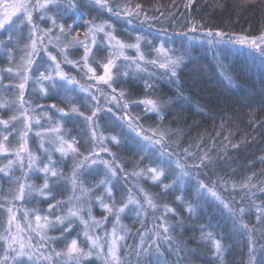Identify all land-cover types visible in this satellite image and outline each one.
<instances>
[{
	"label": "trees",
	"instance_id": "1",
	"mask_svg": "<svg viewBox=\"0 0 264 264\" xmlns=\"http://www.w3.org/2000/svg\"><path fill=\"white\" fill-rule=\"evenodd\" d=\"M63 2L67 4L68 0ZM77 2L81 5L78 25L67 40L62 37L55 47L48 45V50L61 61L63 72L67 76L76 78L78 85L83 84L87 87L89 83L92 84V92L97 96L100 108L97 113L99 128L96 132L98 136L102 133L107 138L105 146L109 148V152L100 153L99 158L109 161L115 158L113 167L117 170L118 179L111 177L110 174L106 177L103 165H91V160L84 163V157L88 156L93 148L92 130L89 128L87 131L88 123L82 118L66 117L58 111V109H64L66 113H71L74 105L64 102L66 96H71L75 106L80 107L86 115H91L96 109L97 101H91V97L87 93L80 92L78 86L77 91L66 92L64 88H59L51 90L49 96H43L40 92L42 85L34 83L40 73L48 67V64L42 63L25 89V107L29 108L32 121L28 148L39 157L38 169H42L44 164L49 163L48 155L50 154L52 157L50 166L54 165L57 173H62L63 176L55 179L49 172L52 192L42 196L38 189L44 185L45 174L43 171L34 169L25 178L24 172H28L27 154H25L24 172L16 164L11 176L0 173V203L5 205L4 208H0V232L8 227L6 208L11 206L14 210H18L19 222L25 229L28 222L24 219V212L27 210L30 213L29 219L33 228L35 225L32 221L36 215L48 216L56 226L50 228L47 235L60 237L64 229L68 227V221H65L61 227L55 217L67 216L66 205L68 204L70 208L76 204V207L82 205L81 215L91 223L88 215L90 203L91 217L101 222L100 227L94 228L92 234L103 237L105 231L108 234L112 232L116 217L114 212H107L96 197L103 196L104 203L109 204L115 211L127 203L131 191V195L138 200V203L128 204L125 211L120 214V224L125 226V230L119 233L126 236V239L120 242L121 255L125 264H137L138 260L140 264H149V261L155 264L154 252L150 258L143 254L137 257L138 248H149L151 245L147 235L141 244V237L137 233L144 232L154 237L161 223L170 226V235L173 238V253L168 252L167 244L162 247L165 258L170 264H176L177 245L180 248L178 253L180 264H248V235L239 227V220L234 223L232 214L206 189H199L196 179L203 180L208 187H212L215 183L214 190L224 198L226 203L234 206L237 214L240 207L245 208L243 216L245 223H249L250 227L259 226L257 207H264V191L261 190L264 189V160H262L264 158V57L247 46L226 41L217 43L218 38L208 37L206 33L208 29H212L213 32L222 31L230 35L259 37L261 33H264V0H191V3L189 0H109L113 9L119 8L120 16L111 14L106 9L100 10L93 0ZM137 4L141 5L140 14L133 16L132 23L129 24L127 18L123 16V11L126 8L135 10ZM105 20L112 25V28L108 30L114 29L113 34L118 40L135 43L137 35L144 37L142 51L152 56L146 57V60L155 59L157 54L154 49L161 46L173 59L180 57L181 64L177 69V77L170 78V74L164 76L162 75L164 70L151 64L144 65L145 70L141 72H137L133 66L125 67L129 75L125 77L120 72L117 73L119 80L113 84L115 93L108 86L104 89V85L100 87V91H96L93 82L88 81L90 74L83 67V46L65 48V44L74 39L85 40L86 22L94 21L98 24ZM61 22L64 23L65 31H67L68 24L72 23V20L58 18L57 26L53 29V36L59 34ZM36 24L41 29L52 28L51 20L41 21L38 15ZM193 24L196 25V32L189 31ZM189 37L193 38L189 39ZM0 39L7 40V33L0 31ZM210 39L213 41L211 44ZM86 42L92 47L91 36ZM24 43H30L26 36ZM44 44H48L47 39L44 40ZM106 44L108 45L107 39L103 37V33L98 34V44L93 47L94 51L91 54V62L95 65L96 60L112 57ZM14 47L17 49L18 45ZM129 50L132 52L131 49ZM65 52L69 60L80 63L83 71L70 63L63 62ZM41 55L47 60L43 46H41ZM91 62L88 66L95 68V72L98 71ZM10 66L7 51L0 47V100L13 101L11 93L16 91L17 98L14 101L18 104L19 89L15 85L20 81L16 82L15 79L10 78L11 73L6 71ZM120 69L123 68H119V71ZM146 82L152 85L151 89L145 87ZM43 86L50 88L47 81ZM121 92L125 94L121 98V104L128 103L129 108L138 104L133 108L136 113L130 114L129 111L127 113L131 116L130 119L136 126V131L128 127V121L117 119L124 116L125 112L117 108L115 101L111 103L108 101L113 95L119 96ZM148 98L158 99L163 103L158 114L147 111V106L139 103ZM84 101H87V104ZM53 104L56 105L55 108L50 107ZM109 107L116 113L115 116L108 112ZM14 112V107L0 109V119L8 120ZM110 119L116 121V124L110 125L109 128L105 123L109 124ZM16 127L17 131L10 138L8 145L13 152L19 147V132L23 130L22 124H17ZM57 127L60 129L59 133L49 134L45 131ZM140 127L147 130L148 136H152V130L157 128L175 133L168 140L171 147L164 155H161L159 145L154 146L150 141H145L142 136H137L136 133L140 131ZM36 132L42 133L48 152L40 148L41 137H37ZM81 132L87 134L89 138L87 146ZM58 136H62L67 143L79 145V154L73 153L72 157L62 156L56 151L60 146ZM112 136H116L119 143L113 142ZM231 145H237V147L233 148ZM185 148L194 155L185 156L183 152ZM205 152H211L214 162L207 168H195L194 165L199 164L196 154L203 155ZM178 158L187 165L191 175L185 177L182 184L178 182L165 191L164 184H172L175 179L173 170ZM9 159L14 160V155L0 154V167H5ZM78 163L83 164L75 191V197H80L79 201L73 198L70 182L73 168ZM87 166L89 167L85 169ZM149 168L164 171V176L160 177V183L153 182L152 174L148 172ZM134 173L141 174L134 175ZM249 177H252L250 183L256 185L251 192L248 189L242 190L240 187L248 181ZM18 178L33 186L31 195L23 201L8 204L7 201L11 199L9 190L12 189L14 193H18L19 185L16 183ZM106 179H110L115 186L111 197L107 196L105 187L112 185L105 184L98 187L99 182ZM233 184L237 186L234 188ZM81 187L91 191L82 195ZM141 189L143 191H140ZM146 195L153 199L157 205L156 209L148 206ZM177 196L183 198V203L177 201ZM70 198H73L71 204L68 203ZM57 201L63 202L61 207L50 212L49 204L55 205ZM188 204L193 206L194 211L191 213L188 211ZM165 205L174 211L166 212ZM71 220L72 227L64 232V238L56 241L49 240L48 249L55 248L60 251L65 249L72 239L78 238V243L87 251L88 242L83 235L84 225L78 218L72 217ZM160 231L163 230L160 229ZM209 233L212 236L211 240L202 238L207 237ZM31 235L32 242L36 244L39 237L35 233ZM27 238L26 232L25 239ZM255 239L256 264H260V261L264 260V250L261 249V245H264V237L257 232ZM213 241L221 243L222 256L216 255ZM2 244L3 241H0V245ZM2 254L3 248L0 247V255ZM84 264H104V262L102 258L93 256L86 259Z\"/></svg>",
	"mask_w": 264,
	"mask_h": 264
},
{
	"label": "snow or ice",
	"instance_id": "2",
	"mask_svg": "<svg viewBox=\"0 0 264 264\" xmlns=\"http://www.w3.org/2000/svg\"><path fill=\"white\" fill-rule=\"evenodd\" d=\"M191 3V0H189ZM94 3L97 8L100 10H107L111 14H115L116 16H120L121 12L119 8L113 9L109 0H94ZM80 8L81 5L77 2V0H68V3L65 4L63 0H15L13 3H8L7 0H3L0 3V31L7 33V40L0 39V47H3L8 55L10 64L15 63L16 67H8L6 71L8 73H13L16 77L19 78L20 83L15 85L19 89V99L18 104L16 101H5L0 100V109H5L9 107H14L15 112L8 120L0 119V154H12L15 159H9L8 163L5 167H0V173H4L5 176H11L14 172V165L18 164L21 171L24 172V160L25 154H27V169L28 172H24L25 178L29 172L35 170L43 171L45 174V182L42 188L38 189L40 195L51 194L52 188L50 187V180L48 177V173L51 172V177L55 179H59L63 176L62 173L58 174L55 170L54 165H51L52 157L49 154L48 160L49 163L44 164L42 169L37 168V162L39 157L33 154L28 148V138L29 134L32 131V121L30 117L29 108L25 107L26 97H25V89L29 85V81L32 79L34 73L39 71V66L44 63L48 64V67L44 72L40 73V76L35 79L34 83L41 84L40 92L43 96H49L50 91L54 89L64 88L65 91H77L87 93L88 96L91 97V100L97 101L96 109L92 111L91 115H86L84 111L80 110V107L75 106L74 100L71 96H66L64 102L73 104L74 106L71 109V113H66L64 109H58V111L63 116H75L82 118L84 121L88 123L89 128L92 130L91 140H92V151L88 156L84 157V163H87L91 160V165L98 166L103 165L105 169V176L107 177L109 174L111 177H115L118 179L117 170L113 165L115 164V158L112 161L100 159V153L95 151V148H99L101 152H109V148L105 146V140L107 139L102 133L98 136L96 129L99 128V124L97 123V113L100 111L99 101L97 96L92 92V84L89 83L86 87L83 84H79L75 77L67 76L63 70L61 69V61L57 59L56 55H53L51 51L48 50V45H53L55 47L60 43L61 38L67 40V37L70 36L73 30L79 23L80 19ZM141 11V5L137 4L136 9L132 10L130 8H126L123 11V16L127 18L129 24L132 23L133 16H139ZM51 12V15L49 13ZM72 13V15H69ZM39 16L41 21L51 20L52 28L41 29L36 24V16ZM64 20L65 18L71 19L72 23L68 24L67 31H65L64 23L61 22L59 24V34L53 36V29L57 26V19ZM147 19V17H146ZM84 27L87 31L84 33L85 40L81 41L79 39H74L72 41H68L65 44V48L69 46H83V67L88 69V72L92 73V76L89 78L90 81L96 82V91H100V85H107L109 88H112L113 93H115V88H113V84L116 82L117 73L119 72V67L121 63H125L128 65V68H131L132 65H135V69L137 72L144 71V65L151 64L154 67H158L159 69L164 70L162 75L168 76L170 74V78L177 77V69L180 67L181 58L177 57L173 59L169 56L168 52L165 50L163 46L160 48L154 49L156 53H158L157 57L152 60H146L145 54L142 51L143 44L142 41L144 37L137 35L135 37V43H126L121 40H118L117 37L113 34V31H109L108 29L112 28V25L108 23L107 20L101 23H95L94 21L86 22ZM28 30L27 40L30 43H24L22 49H19L24 53L20 58V62L16 63L14 54L17 50L14 45L21 44L25 37L24 31ZM190 32H196V25L189 29ZM103 33V37L107 39L108 47L111 49V55L113 58L108 59L106 63L103 64V75H96L95 69L89 67V63L91 62V54L94 51L93 47H90L86 42L87 38L91 36L92 45L95 46L98 44V34ZM206 35L208 37L215 36L218 38L216 40L217 43L221 41H226L227 43L238 44L242 46H247L255 51L259 52L261 57H264V33L257 38H249L245 35L238 34H228L222 31L213 32L212 29H208ZM193 37H189L192 39ZM48 40V44H44V40ZM55 41V43H54ZM115 41V44H113ZM213 41L210 39L209 43L211 44ZM147 43H151V41H147ZM41 46H43L44 54L47 56V60L44 59V56L41 55ZM134 49L135 56H130L127 54V50ZM116 57H122L123 60L120 61ZM50 62V63H49ZM63 62L70 63L73 67H76L83 71V68L80 67V63L78 61H71L68 58V54L63 53ZM125 77L129 75V71L126 69L124 72ZM59 81H66L67 85H71L73 87L68 88L66 85L58 83ZM48 82L50 88L43 86L44 82ZM145 87L147 89H151L152 85L146 82ZM124 93L121 92L119 96L113 95L112 101H115L117 108H120L126 114L124 116L118 117V120L128 121V127L132 131H136V126L133 125V122L127 115V110L129 109L128 103L121 104V98L124 97ZM111 103V101H109ZM139 103L145 104L147 106L146 110L152 113H159L163 107V103L158 99H144L139 101ZM51 108H55L56 105H51ZM108 112L112 113L113 116L116 113L112 112V108H108ZM18 113V114H16ZM51 119V117H49ZM137 120L139 118H136ZM39 125V121L36 122ZM17 124H22L23 130L19 132V147L14 152L11 148L8 147L10 143V138L17 131ZM110 125H115L116 121H109ZM42 127V125H41ZM11 128V131H9ZM46 133H59V127L53 129L45 130ZM7 133V134H5ZM137 136H142L145 141H150L154 146L159 145L161 150V155H164L168 148L171 145L168 143V140L171 139V136L175 133H171L170 130H162L160 128L152 130V136L147 135V130L140 127V131H137ZM222 134V133H220ZM35 135L37 137H41L40 148L45 152H48V149L45 147L43 142V136L41 132H36ZM158 138H155L157 137ZM155 138V139H154ZM167 138V139H166ZM57 139L60 141V146L56 149V151L60 152L62 156L68 155V150H71L72 153L79 154V145L74 146L72 143L67 144V148L64 147V144L67 143L63 139L62 136H58ZM227 139V137H225ZM111 140L115 143H119V140L116 136H112ZM87 143V141L85 142ZM179 147V144H177ZM231 147L235 148L237 145H231ZM185 156H193L194 154L189 151L188 148L183 149ZM113 155L112 153H109ZM171 156V153H169ZM196 159L199 160V164L194 165L195 168L199 169L201 167L207 168L210 164L214 162V158L211 155V152H205L203 155L196 154ZM264 160V158H262ZM118 167V166H117ZM83 169V164H77L73 168V174L71 178V184L73 188V198L77 201L80 200V197H75V191L78 184V175L80 171ZM148 172H150L151 178L153 182L160 183V177L164 176L163 170H157V168H149ZM175 179L172 184H164V189L167 191L168 189L174 187L176 183L183 182L185 177H189L191 175L190 171L187 170V165H185L179 158L175 162V169L173 170ZM141 173H134V175H140ZM252 177L248 178L247 182H244L240 185L241 189H248L249 192L252 191L256 185L251 184ZM16 183L19 185L18 193H14L12 189L9 190L11 194V199L7 201L8 204H15L16 201H23L26 197L31 195V191L33 189L32 185L26 184L22 182L19 178L16 180ZM112 185V181L110 179L101 180L99 185ZM196 184L199 189H206L207 192L218 201L225 209H227L234 218V223L236 220H239V227L244 230V232L248 235V243H249V262L248 264H256V256L255 253L257 251L256 239L255 235L259 232L261 237H264V207H257V221L258 225L249 226V223H245L243 221V216L245 214V208H239V214H237L234 206L230 203H226L224 198L218 194L215 189L216 185L213 184L212 187H208L203 180L196 179ZM226 184V182H225ZM237 185L233 184L235 188ZM114 185L111 187H105V192L108 197L113 195ZM264 191V189H261ZM82 195H86L90 192V189L80 188ZM140 191H143L141 189ZM70 198L68 203H72V199ZM147 204L149 207L156 209L157 205L153 202L152 198H149L147 195L145 196ZM177 201H181L183 203V198L181 196L176 197ZM96 200L101 204V206L107 210L109 213L115 214L116 220L113 224L111 238L109 239V234L105 231V235L103 237L99 235L92 234L94 228L100 227L101 222L96 221L95 218L91 217V204L89 203L88 207V215L91 218V223L89 220H85L81 215L83 211V207H76L73 205L68 209L67 216H56L55 220L63 227L64 222L68 221V227L64 229V232H67L72 227L73 221L72 217L78 218L80 222L84 225L85 231L83 233L84 237L88 242L87 251L78 243L77 239H72L71 243L66 246L65 249L57 251L55 248L48 249L47 243L49 240L56 241L64 238V232L61 233L60 237H49L47 235L48 230L50 228H54L56 225L53 224L48 216L41 217L40 215L35 216V228L32 227L31 220L29 219L30 213L29 211L24 212V219L28 222L27 229L21 226L19 222L17 211L14 210L13 207L9 206L6 208L8 213V227L3 232H0V241H3V244L0 247L3 248V254L0 255V264H84V261L88 258L95 256L96 258L103 259L104 264H125L124 258L121 255L122 245L121 241L126 239L125 235L119 234L125 230V226L120 224V214L125 211V208L128 207V204L138 203L132 195L131 191L128 196L127 203L124 204L123 207L116 209L114 211L113 207H110L109 204L104 203L103 196H97ZM62 201H57L55 205L49 204V211L54 212L56 209L60 208L62 205ZM115 203V201L113 202ZM4 203H0V208H4ZM166 212H173L174 209L169 207L168 205L164 206ZM188 211L191 213L194 211L193 206L188 204ZM139 215V213H138ZM107 220V217H105ZM13 227L15 231L13 232ZM160 229L163 231L161 232ZM27 232L28 238L25 239V233ZM31 233H35L36 236L39 237V241L34 244L33 237ZM137 235L141 237V244H143L145 240V236L151 240V245L149 248H138L136 250L137 257H140L143 254L146 257H151L153 252L155 253V264H170L169 260L165 258V253L162 250L164 244H167L168 252L173 253L172 242L173 238L170 235V226H167L166 223H161L155 232V236L153 237L151 234H147L144 232H138ZM203 239L211 240V233L208 234L207 237H202ZM216 255L222 256V245L219 241H213ZM105 248L107 251L105 252ZM261 249L264 250V245H261ZM180 251L179 245L175 248V254H177L176 264H180V257L178 255ZM47 253V254H45ZM137 264H140L139 260ZM151 264V261H149ZM260 264H264V260L260 261Z\"/></svg>",
	"mask_w": 264,
	"mask_h": 264
},
{
	"label": "rangeland",
	"instance_id": "3",
	"mask_svg": "<svg viewBox=\"0 0 264 264\" xmlns=\"http://www.w3.org/2000/svg\"><path fill=\"white\" fill-rule=\"evenodd\" d=\"M77 1H80V0H77ZM94 1V0H93ZM3 2V0H0V3H2ZM7 2L8 3H13V2H15V0H7ZM0 11H2V9H0ZM27 32H28V30L27 29H25V31H24V37L26 36V38H27ZM108 43V42H107ZM113 44H115V41H113ZM23 46H24V41L21 43V44H19L18 45V47H17V50H16V52H15V54H14V58H15V61H16V63H19L20 62V58H21V56H23L24 55V53L22 52V51H20L19 49H22L23 48ZM92 47H94L93 45H91ZM106 46L108 47V45L106 44ZM108 50H109V52H111V49L108 47ZM132 50V52H130V50H127V54L128 55H130V56H135V50L134 49H131ZM144 53V52H143ZM145 54V58L146 57H152L151 55H148L147 53H144ZM157 55H158V53H156ZM110 58H113V56L112 57H109V58H107V59H105V60H96L97 62H96V65L93 63V62H91L92 63V65L94 66V67H96L97 69H98V71H96L95 73H96V75H98V74H100V75H103L104 74V70H103V64L104 63H106L107 61H108V59H110ZM116 58H118L120 61H122L123 60V58L122 57H116ZM11 66H16V64L15 63H13V64H11ZM133 66V68H135V65H132ZM90 67V66H89ZM128 67V65L127 64H125V63H121L120 64V67L119 68H123V69H120L121 71H119L120 72V74H122V76H124V72H125V69ZM125 68V69H124ZM86 69V71L88 72V69L87 68H85ZM93 69H95V68H93ZM89 74H90V76H88V81H89V78L92 76V73L91 72H88ZM10 78H13V79H15V81L16 82H19L20 80H19V78L18 77H16L13 73H11L10 75ZM118 75H117V79H116V81L117 80H119L118 79ZM123 78V77H122ZM121 79V78H120ZM57 82H60V83H66V81H59V79H57ZM93 82V85L95 86L96 85V82L95 81H92ZM122 85H124V87H125V84H123L122 83ZM66 86L68 87V88H71L72 86L71 85H67L66 84ZM93 86V87H94ZM103 86V84H101L100 85V87H102ZM106 86V87H105ZM105 88H107V85H104V89ZM11 98L13 99V100H16V98H17V92L16 91H13L12 93H11ZM78 99V98H77ZM83 101V100H82ZM92 101V100H91ZM108 101H112V99L111 100H108ZM86 104H87V101H84ZM138 106V104L137 105H135V107H137ZM135 107H132V108H129L128 110H127V113H128V111H129V113L131 114V113H136V111H135V109H133V108H135ZM88 109V108H87ZM126 114V113H125ZM124 114V115H125ZM128 115V117L130 118L131 116L129 115V114H127ZM105 125L107 126V127H111L110 126V124H107V123H105ZM89 130V127H87V131ZM81 134L83 135V138H84V142H86L87 141V143H85L86 144V146H87V144H88V140H89V138L87 137V134H85L84 132H81ZM60 142V141H59ZM67 144L68 143H65L64 144V147L65 148H67ZM88 148V147H87ZM96 150L95 151H99V153H104V152H101L100 151V149L98 148H95ZM88 151V150H87ZM61 154V153H60ZM66 156H73V153L71 152V150H68V155H66ZM90 166V165H89ZM89 166H87V167H85V169H87ZM29 199V198H28ZM67 207H68V209H69V206H68V204L66 205ZM75 206H76V204H75ZM32 223H33V225H35V219L32 221ZM111 238V232H110V234H109V239Z\"/></svg>",
	"mask_w": 264,
	"mask_h": 264
}]
</instances>
